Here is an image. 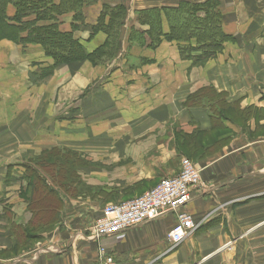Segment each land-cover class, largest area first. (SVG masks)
I'll return each instance as SVG.
<instances>
[{
	"label": "crops",
	"instance_id": "crops-1",
	"mask_svg": "<svg viewBox=\"0 0 264 264\" xmlns=\"http://www.w3.org/2000/svg\"><path fill=\"white\" fill-rule=\"evenodd\" d=\"M93 1L85 11L86 27L75 34L88 52L106 40L103 33L89 40L102 6L127 8L119 54L109 65L60 66L43 78L53 60L41 46L0 42V148L10 149L8 166L0 168V250L25 245L29 230L43 225L39 210L43 206H47L43 211L52 212L43 217L50 221L46 225L54 227L41 236L47 246L32 257L3 264H96L99 259L96 254L89 258L88 250L100 248L118 264H264V0H220L223 30L233 40L202 66L182 60L176 43L163 42L155 50L130 48L128 35L132 26L139 27L136 11L204 0ZM73 15L61 18L65 31H70ZM198 91L194 104L185 106ZM216 94H222V99H216ZM17 100L29 103L19 115ZM228 112L251 118L242 125ZM36 116H40L39 138L33 135L34 123L26 119ZM18 123L22 128L16 127ZM216 129L233 134L222 150L230 153L198 163L203 184L182 212L200 227L172 251L168 233L175 214L95 241L85 238L83 231L103 210L97 201L72 187L66 191L60 180L57 187L46 181L54 194L42 193L43 202L32 195L34 177L47 180L61 175L53 166L36 168L33 159L27 160L40 151L70 148L80 151L74 163L81 165L90 157L94 164L104 165L91 175L62 161L61 178L74 174L91 187H101L106 201L110 200L106 205L118 204L124 196L140 197L180 173L183 144L175 140L180 131L188 136L210 135ZM18 131L26 133L19 141L24 148L20 156ZM35 141L39 152L32 151ZM192 142L191 138L189 145ZM23 154L27 165L21 161ZM22 185H27L28 203L20 196ZM49 197L56 199L55 206L49 204Z\"/></svg>",
	"mask_w": 264,
	"mask_h": 264
},
{
	"label": "trees",
	"instance_id": "trees-1",
	"mask_svg": "<svg viewBox=\"0 0 264 264\" xmlns=\"http://www.w3.org/2000/svg\"><path fill=\"white\" fill-rule=\"evenodd\" d=\"M93 4V0H61L58 3L53 0H0V42L7 40L23 48L41 46L45 55L53 60V64L44 70L43 78L50 77L60 66L79 65L87 61L94 66L109 65L119 54L127 8L124 4L102 6L89 40L98 33L105 34L106 40L88 52L75 34L86 27L85 10ZM10 9L13 14H10ZM68 13L74 15L70 31H65L61 18ZM135 22L139 27L132 26L129 30L130 48L140 46L155 50L163 42L176 43L180 58L192 61L196 66L214 59L223 51L225 44L233 40L223 30L220 0L182 1L177 7L139 10L135 12ZM164 24H167V30ZM218 97L222 99L223 95L216 94V99ZM52 151L44 154H48L51 161L54 157V161L50 162L46 157L43 160L46 163L38 165L51 170L55 162L62 158L59 150ZM31 189L35 197L45 191L54 194L40 177H34ZM48 199L49 204L56 205L54 197Z\"/></svg>",
	"mask_w": 264,
	"mask_h": 264
},
{
	"label": "rangeland",
	"instance_id": "rangeland-1",
	"mask_svg": "<svg viewBox=\"0 0 264 264\" xmlns=\"http://www.w3.org/2000/svg\"><path fill=\"white\" fill-rule=\"evenodd\" d=\"M89 7H87L86 10ZM88 63H90V62H88ZM76 66H78V65H76ZM92 66H94V65H92ZM94 67H98V66H94ZM70 68L73 69V67H70ZM55 87H56V85L54 86V88ZM54 88H53V90H54ZM200 93H201V91H198L196 93V95H192V96L188 97L186 102H185V106H189V105L194 104L195 97L197 95H199ZM15 108H16L17 115H19L18 114L19 112L27 110L29 108V103L27 101H25V100L24 101L23 100H17ZM36 109H38L39 112L41 110V108L39 106H36ZM228 113H229V116L233 120H235L236 122L241 123L242 125H245V123L248 122L247 120H249L251 118L250 115H249V117L247 115H241L242 116L241 117L240 115L238 116L234 112H232V113L228 112ZM16 119H17V117H16ZM26 119L29 120V121H32V123H34L32 132H33V135L38 134V138H39L41 132L40 133L37 132V128L39 127V129H40V127H41V124L39 125L40 116H36L34 118H27L26 117ZM16 127L17 128H22V124L18 123ZM180 132L181 133H179V136L177 138H175V140L177 141V143L181 142L183 144L182 145L183 153H184L183 154L184 155L183 158L189 159L201 172H202V170L200 169L198 163L202 162L203 160H206L207 158H209V159L211 158L209 162H212L219 155H223L225 153L224 156H226L227 152H228V154L230 153L229 151H222L223 148H224L223 147L224 144L228 143L229 141H232V139H233V134L230 133V132L216 129L210 135L209 134L206 135L205 133L200 132V133H193L191 136H188L187 134L183 133L182 131H180ZM195 132H198V130L195 131ZM25 134L26 133H23V132H19V131L17 132L18 142H17L16 150L18 151L17 154H19V156L22 155V153H24L23 152L24 148L20 147V145H23L21 143L24 140L23 136ZM260 134H262V133H260ZM208 135H209V137H208ZM191 138L193 139V142H192L191 145H189L191 143ZM43 139H44V137H43ZM1 141H3V140H1ZM19 141H21V143ZM35 143H36V141L34 142V149H32V151H36L35 149H40L39 147H37V145H35ZM188 146H191V148H189ZM68 149H70V148L62 149V151H60L59 154H60V156L64 157V159L61 158L60 161L55 162V164L53 165V171H58V169H59V173L61 175L63 174L62 171L64 169V166L62 165V161L70 162V163L76 165L77 168L80 167L79 169L83 170L85 173H89L90 172L91 175L97 174L96 172H98L99 170L101 171V169L105 168V166L102 165V164H99V165L98 164H94L93 161L90 159V157L89 158L86 157V159H85L86 162L82 163L81 165L79 164L78 161L74 163V161L78 158V156L80 157V154H79L80 151L78 152V151H75V150L73 151V149H70V150H68ZM9 151H10V149L7 146L0 148V160H4V158H6L5 162L0 164V168L8 166V159L7 158H8ZM32 151H31V153H32ZM36 152H39V151H36ZM46 152H48V151H45V152H42V153L40 151L38 154H33L32 158H27V160L33 159L32 160L33 161L32 162L33 167H36V166H38V164H41L43 162H46V161H43V160H45L46 157L49 159L50 162H53L54 161V157H53V161H51L52 159H50L48 154H44ZM219 152H221V153H219ZM84 155H82L83 158H85V156H86V155L85 156ZM31 156H32V154H31ZM42 157H43V159L41 161L40 158H42ZM27 160L25 159V155L23 154V156L21 158V161H25V163H23L24 165L28 164L26 162ZM40 166L41 165H39V168H40ZM61 175H60V179H57V178H54V177H49L45 181L51 182L52 185H54L55 187H57V185L61 183V182H59V180L60 181H64L63 187H65L64 189L66 191H70L68 189L72 187L71 189H77L79 191L80 195H84V196H88V197L90 196L93 200L97 201V205L99 206L98 207L99 209H102V208L107 206L106 202H108L110 200L106 201V196H104V191H103V189L101 187H95V186L91 187L89 184H87L85 181H83L82 178L76 177L74 174H71V175L68 174V175L64 176L63 178H61ZM0 182H1V180H0ZM160 183H156L151 188L152 189L155 188ZM27 185H28V182H27ZM27 185L26 186H24V185L21 186V194H20V196H21V198L24 201H27V203H28V202L31 201V199L30 200H25L27 198V194H26V192L28 190ZM0 186H1V184H0ZM42 196L43 195L37 196L38 197L37 198L38 202H43L42 201L43 200ZM79 198L80 197H77L76 199H79ZM135 198H131L129 195L128 196H124L119 201V203L125 202V201H129V200H132V199H135ZM108 205H110V204L108 203ZM40 206H38V207H40ZM42 208L43 209H39L40 210V215H42L41 216L42 217L41 220H43L42 227L40 226L39 229H34L33 228L32 230H29L28 236H27V241H26L25 245H23V246L16 245L15 249H13L12 251L6 250V249H1L0 250V260L2 262L0 264L13 261V260L18 259L20 257L30 258L38 250H40L39 248L47 246V244L43 242L45 240L43 238H41V236H43V234H45L46 232L51 233L52 229L54 227H51L52 225H46L47 221L48 222H50V221L49 220L44 221L47 218L46 219L43 218L44 215L45 216H49V217L52 216V212L43 211V210H45L47 208V206H43ZM83 232H85V235H84L85 238H87V237L89 238L90 237L89 227L86 228V230H84ZM85 246H87V245H85ZM88 252H89V258H91L94 254H96V260L99 259V253H100L99 250H97V249L88 250ZM96 264H98V263H96Z\"/></svg>",
	"mask_w": 264,
	"mask_h": 264
},
{
	"label": "built area",
	"instance_id": "built-area-1",
	"mask_svg": "<svg viewBox=\"0 0 264 264\" xmlns=\"http://www.w3.org/2000/svg\"><path fill=\"white\" fill-rule=\"evenodd\" d=\"M180 164L178 175L162 180L140 197L104 207L89 227V238L98 241L119 236L149 221L175 214L176 222L168 233L169 250L179 247L186 237L200 227V223L182 210L203 184L201 171L189 159L182 158ZM99 251L98 264H118L105 248Z\"/></svg>",
	"mask_w": 264,
	"mask_h": 264
}]
</instances>
